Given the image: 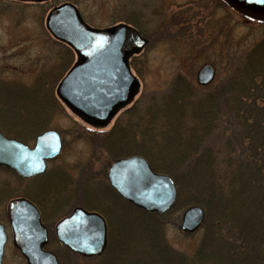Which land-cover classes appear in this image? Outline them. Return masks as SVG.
Segmentation results:
<instances>
[{
    "label": "trees",
    "instance_id": "16d2710c",
    "mask_svg": "<svg viewBox=\"0 0 264 264\" xmlns=\"http://www.w3.org/2000/svg\"><path fill=\"white\" fill-rule=\"evenodd\" d=\"M123 15L145 35L137 12ZM56 44L55 63L43 66L31 84L0 79V129L6 135L28 143L51 128L57 114H65L55 85L75 57L70 48ZM225 65L224 76L210 91L177 76L166 93L151 96L145 109L124 110L110 130L85 129L92 158L80 170L83 183L73 181L67 170L47 171L29 180L33 197L22 196L37 205L51 229L74 205L105 215L111 240L97 264H264V37ZM135 154L174 179L178 199L168 213L134 207L88 172ZM0 171L25 181L10 170ZM13 185L8 178L0 180V198L17 197ZM192 205L203 208L205 220L198 248L189 257L173 250L163 229L175 209Z\"/></svg>",
    "mask_w": 264,
    "mask_h": 264
},
{
    "label": "rangeland",
    "instance_id": "374dc122",
    "mask_svg": "<svg viewBox=\"0 0 264 264\" xmlns=\"http://www.w3.org/2000/svg\"><path fill=\"white\" fill-rule=\"evenodd\" d=\"M64 2L75 4L85 22L94 28H106L120 20L125 22L123 13H138L143 36L147 39L143 51L133 59L140 71L141 91L133 104L138 109H145L151 96L166 93L177 76L199 86L197 73L206 64L215 67L216 75L213 83L202 87V91L212 90L224 76L227 59L264 37V23L248 20L216 0H50L39 6L0 0V79L31 84L43 66L47 68L55 63L57 41L45 30L44 19L52 7ZM51 128L62 134L63 147L61 154L47 163L48 171L53 174L60 169L67 170L73 181L81 183L84 179L80 170L92 158L87 141L89 134L85 131L88 127L65 110L64 115L57 114ZM32 143L28 142L29 145ZM107 169L105 164H97L88 172L96 183L106 186ZM7 178L19 189L17 197L23 194L33 197L35 187L32 182L19 183L15 177L10 178L0 171V180ZM9 200L0 198V221L8 235L3 264H27L12 243L6 209ZM180 203L183 204V197ZM74 206L67 208L61 217L70 213ZM186 207L175 209L163 230L164 238L173 250L190 257L198 248L203 230L200 228L187 234L179 229ZM53 224H50L52 228ZM51 240L47 246L59 256L61 264L99 262L73 255L61 247L55 237Z\"/></svg>",
    "mask_w": 264,
    "mask_h": 264
},
{
    "label": "water",
    "instance_id": "95a60500",
    "mask_svg": "<svg viewBox=\"0 0 264 264\" xmlns=\"http://www.w3.org/2000/svg\"><path fill=\"white\" fill-rule=\"evenodd\" d=\"M44 3L48 0H13ZM238 14L264 22V0H221ZM46 30L53 39L70 47L76 60L56 87V97L85 123L107 127L120 110L139 94L140 81L129 67L130 56L139 54L147 44L132 26L122 23L108 28H92L71 3L53 7L46 16ZM215 69L204 65L197 74L199 85L213 81ZM33 147L5 136L0 131V166L23 178L46 171L47 160L59 155L62 141L51 129L38 135ZM110 186L126 201L147 211L166 213L176 202L177 188L169 175L151 169L141 156L114 161L107 170ZM7 217L14 246L27 264H59L57 257L45 249L48 231L38 208L26 198H15L7 204ZM181 230L194 232L204 220L201 207H189L182 216ZM103 217L82 207L55 224L57 239L74 253L97 256L106 245V223ZM5 226L0 222V264L7 242Z\"/></svg>",
    "mask_w": 264,
    "mask_h": 264
},
{
    "label": "flooded vegetation",
    "instance_id": "af4514ba",
    "mask_svg": "<svg viewBox=\"0 0 264 264\" xmlns=\"http://www.w3.org/2000/svg\"><path fill=\"white\" fill-rule=\"evenodd\" d=\"M96 213H98V214H100L102 217H103V219L105 220L104 222L106 223V245H105V248H104V250H103V252L102 253H100L99 255H95V256H92V259H94L95 258V260H96V258H98V260H99V262H100V260H103L102 259V257H103V255H104V253L106 252V249L108 248V245H109V243L108 242H110V240H111V231H110V226H109V223H108V220H107V218H106V216L105 215H103L102 213H100V212H98V211H96ZM45 223V222H44ZM46 225V224H45ZM54 225V224H53ZM46 228H47V231H48V242H51L52 240V238H51V236H50V232H51V230H53L54 231V228H55V225H54V227L51 229L49 226H47L46 225ZM54 234H55V231H54ZM56 239H57V237H56ZM58 240V239H57ZM58 243H59V245L61 246V247H63L65 250H67L69 253H71V254H73V255H77V256H79V257H81V258H85V259H88V258H91V257H87V256H82V255H79V254H77V253H74V252H72V251H70L66 246H64L63 244H61V242H59V240H58ZM47 249H49L48 247H47ZM49 251H51L52 253H54L55 254V256L57 257V259H58V262H59V264H61V262H60V258H59V256H57V254L55 253V252H53L52 250H50L49 249ZM98 262V263H99Z\"/></svg>",
    "mask_w": 264,
    "mask_h": 264
}]
</instances>
